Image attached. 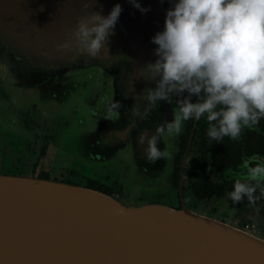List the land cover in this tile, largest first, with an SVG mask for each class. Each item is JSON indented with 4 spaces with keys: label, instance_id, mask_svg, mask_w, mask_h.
<instances>
[{
    "label": "water",
    "instance_id": "water-1",
    "mask_svg": "<svg viewBox=\"0 0 264 264\" xmlns=\"http://www.w3.org/2000/svg\"><path fill=\"white\" fill-rule=\"evenodd\" d=\"M117 3L121 15L98 58L73 59L72 51H60L57 44L86 14L82 0H0V63L9 84L24 94L31 88L35 99L48 98L56 77L73 73L75 65L102 69L122 91L125 84L146 83L134 64L156 59L152 37L164 29L163 0H140L150 9L146 13L129 0H94L89 11L107 16ZM104 52L127 63L113 62ZM19 61L23 66L15 65ZM200 217L208 216L184 204L125 206L86 186L0 174V264H264V239L226 223L244 233L234 234Z\"/></svg>",
    "mask_w": 264,
    "mask_h": 264
},
{
    "label": "clouds",
    "instance_id": "clouds-1",
    "mask_svg": "<svg viewBox=\"0 0 264 264\" xmlns=\"http://www.w3.org/2000/svg\"><path fill=\"white\" fill-rule=\"evenodd\" d=\"M93 2L82 0L86 14L68 32V39L57 44L60 51H72L73 59L98 58L121 15L119 3L105 16L89 11ZM129 2L142 13L150 10L140 0ZM171 2L164 29L152 37L156 59L138 68V76L154 87L137 94L147 101L143 111L139 105L132 108V115L144 120L158 102L172 104L175 98L173 118L151 135L147 130L139 135V145H147L144 158L153 165L171 159L167 146L158 145L165 137L180 135L186 121L206 118L207 137L221 142L225 137L239 140L245 128L264 119V0ZM119 107L111 103L106 118ZM243 168L227 195L233 203L247 198L254 205L264 183V159L254 155L243 161Z\"/></svg>",
    "mask_w": 264,
    "mask_h": 264
},
{
    "label": "flooded vegetation",
    "instance_id": "flooded-vegetation-1",
    "mask_svg": "<svg viewBox=\"0 0 264 264\" xmlns=\"http://www.w3.org/2000/svg\"><path fill=\"white\" fill-rule=\"evenodd\" d=\"M111 76L116 79L118 78L116 75ZM101 78L110 80L102 69L94 70V72L91 71L89 74H75L73 72L68 75L64 74L60 77H56V80L53 82L52 95L46 98V102H51L52 104L42 111L38 109H41L42 106H38L35 103L31 104L26 109H20V107H17L18 105L12 101L10 102L7 95V106L0 102V122L12 121V123H14V120L10 118L11 115H9V111H14L16 114H19L26 110L32 112L35 110L38 114L47 115V117L55 120L56 128L54 131L59 141L58 147L61 148L62 152L69 157L75 155L76 160L80 158L78 162H80L83 167H89L95 171L99 170L96 175H100L102 179L97 176L89 175L85 177V186L92 184L93 186H97V188H106L110 196L114 195L115 188L116 191L120 190L119 179H115V177L120 176L121 179L124 178L127 183L135 185L136 188L140 181L139 179L147 172L152 173L158 180L159 177L164 178L165 182L175 188L181 205L184 204L187 206L186 204L191 197L200 202V204L204 203L186 189V181L188 180L186 172L194 157L192 146L198 121L191 119L184 122L183 131L180 135L171 138L165 137L161 140L158 146L161 149L167 146L172 154L171 159H161L154 165L148 164L144 158L143 152V148H146L147 145H139V135L145 130L151 135L158 125L163 124L165 121H170L173 118L175 98H173V106L170 108V111H168L165 104L160 101L148 115L147 119L141 120L132 115V108L134 105H139L141 111H143L147 101L143 99L133 100L125 98L123 91L117 89L120 87L114 88L112 84L111 87L106 82L101 81ZM145 84L148 87L150 86L149 82ZM143 85L144 81H142L140 86ZM124 86H127L126 88H128V91H132L130 88L132 85L125 84ZM132 88L136 87L132 86ZM138 88L139 86H137V89ZM0 96L5 97V93H2ZM115 102H118L120 107L113 111L111 118H106L108 108L111 103ZM133 122H135V127L132 126ZM9 125L12 126L13 124L10 123ZM63 128H65L67 133L64 132L66 133L65 135L61 134L59 136L60 130ZM251 129H257V127L253 126ZM76 133L78 135V140H76V142L65 141L64 144V140L67 139L70 134ZM43 150L46 151V148H41L40 153ZM40 153L37 155L36 160L40 157ZM59 155L60 152L57 154V157L55 155L56 158H60L57 162L62 159L61 155ZM250 157L251 156L246 159ZM258 157L264 159L261 156ZM54 161H56V159L53 157V162ZM105 165H107V171H103L102 169ZM33 168H35L34 164ZM69 169L70 173L73 175H78L81 172V169L73 164L70 165ZM229 171L242 174L245 171L243 162L238 165L236 170H228V172ZM262 188L264 189L263 185ZM188 195L190 196L189 198L187 197ZM213 199L224 200L217 198H211L209 200ZM263 201L264 196L260 204H262ZM225 203L229 206L226 201ZM257 207L260 206L256 205L249 208L253 210ZM235 210V213L241 215L244 213V210ZM241 211L243 212L239 213Z\"/></svg>",
    "mask_w": 264,
    "mask_h": 264
},
{
    "label": "rangeland",
    "instance_id": "rangeland-1",
    "mask_svg": "<svg viewBox=\"0 0 264 264\" xmlns=\"http://www.w3.org/2000/svg\"><path fill=\"white\" fill-rule=\"evenodd\" d=\"M166 3L167 0H163L164 8L167 11ZM1 41L2 40L0 39V42ZM45 58L50 59L51 57L45 56ZM28 61L25 63V65L27 66V69L32 70V65H30ZM30 61L34 63L32 59H30ZM19 64L22 65L23 63L21 61H19V63H15V65ZM45 66L46 65L44 64V67ZM61 68H66L67 70L69 69V67L66 66ZM5 69L7 68L0 63V95L5 93V97L0 96V102H2V104L7 106L6 103H8V98L6 99V97L9 93L8 87L16 91L15 94L13 92V94L11 93L12 97L10 95H8V97L11 98V101L18 105L17 107H20V109H26L31 104L35 103L38 106H42L41 109L38 108L42 111L47 106L52 104L51 102H46V98H36L37 101H35V95L31 92V88L29 90L24 88L25 94L23 92H19V86H12L9 84V76L4 73ZM89 69H91L90 71H94L93 67L85 68L77 65L72 67V71L75 74H86L87 70ZM9 115H11L10 118L14 120V123H12V121H5L4 123L0 122V174L33 176L38 172L39 168L46 167L49 172V179L62 183L71 182L82 187L85 186V177H88L89 175L101 178L100 175H96L99 170L95 171L89 167H83V165L78 162L80 158L76 160L75 155L69 157L67 154L62 152L61 148L58 147L59 141L54 131L56 128L55 120L47 117V115L45 116L38 114L35 110H33V112L26 110L25 112L19 114H16L14 111H9ZM10 123L13 125L10 126ZM64 132H66L65 128L61 129L59 136L61 134L65 135L67 133ZM76 140H78L77 133L70 134L69 137L64 140V144L65 141L76 142ZM41 148H46V151L43 150L40 153ZM59 152L62 159L57 162V160L60 159L56 158ZM39 153L40 157L36 160V157ZM53 157L56 159L54 162ZM33 164L35 165V168H33ZM71 164L76 167L78 166V168L81 169L80 174L73 175L70 173L69 168ZM106 167L107 165L102 168L103 171L106 170ZM152 176V173L145 172L143 177L139 179L140 181L136 188L135 185L127 183L124 178L121 179L120 176L115 177V179H119L120 190L116 191L115 188L114 195L111 197L125 206L135 207L146 204H163L174 209H181L182 205L178 199L176 189L165 182L164 178L159 177L158 180V178ZM240 176L241 173L239 174V172H228L229 178H239ZM261 185L264 186V183ZM187 197L189 198L190 196L188 195ZM186 205L189 210L197 214L214 218L218 221L228 223L240 229H243V226L249 220L248 215H250L251 211L250 208H246L244 213L239 215L238 213H235V209H231L229 206H227L224 200L216 199L200 204V202L191 197ZM259 208L260 207H257L252 211V214H254L252 219L256 223V231L253 234L264 239V214L259 211ZM242 212L243 211L239 213ZM234 215H237V218L233 219Z\"/></svg>",
    "mask_w": 264,
    "mask_h": 264
},
{
    "label": "trees",
    "instance_id": "trees-1",
    "mask_svg": "<svg viewBox=\"0 0 264 264\" xmlns=\"http://www.w3.org/2000/svg\"><path fill=\"white\" fill-rule=\"evenodd\" d=\"M255 126L257 129L245 128L239 140L225 137L223 141L217 142L207 137L208 123L206 118H201L193 137L194 157L186 172L188 177L186 189L203 202L211 198L224 199L231 208L238 210L259 205L260 211L264 214V201L260 204L264 196L262 185L255 193L259 199L254 205L249 204L247 198L240 203H233L227 195L233 190L236 179L228 177V170H236L238 165L249 156L257 155L264 158V119ZM33 176L48 179V169L39 168ZM86 187L110 194L106 188H97L92 184Z\"/></svg>",
    "mask_w": 264,
    "mask_h": 264
},
{
    "label": "bare ground",
    "instance_id": "bare-ground-1",
    "mask_svg": "<svg viewBox=\"0 0 264 264\" xmlns=\"http://www.w3.org/2000/svg\"><path fill=\"white\" fill-rule=\"evenodd\" d=\"M103 54V56H105V57H107V58H109L111 61H113V62H117V63H127L125 60H123L122 58L123 57H119V58H113V57H110L109 55H108V53L107 52H104V53H102ZM125 55V53H122V56H124ZM144 59V58H143ZM143 59L141 60V59H138L137 61H136V63L134 64V69H135V71H138V68L140 67V65H141V63H142V61H143ZM93 194H97V195H100L101 197H103V198H105V199H107V200H109V201H112L110 198H108V197H105V196H103V195H101V194H99V193H97V192H92ZM161 208H164V206H160ZM200 218H203V219H205L206 221H208V222H210V223H212V224H214V225H216V226H218V227H220V228H222V229H224V230H228V231H231V232H233L234 234H239V235H242L243 236V232L242 231H240L239 229H237V228H234V227H232V226H230V225H227L226 223H223V222H220V221H216V220H214V219H212V218H209V217H200ZM243 233V234H242Z\"/></svg>",
    "mask_w": 264,
    "mask_h": 264
},
{
    "label": "crops",
    "instance_id": "crops-1",
    "mask_svg": "<svg viewBox=\"0 0 264 264\" xmlns=\"http://www.w3.org/2000/svg\"><path fill=\"white\" fill-rule=\"evenodd\" d=\"M97 70H99V69H97ZM94 72V71H93ZM89 73H91V71H89V72H86V74H89ZM70 74V73H69ZM68 75V74H67ZM142 79V78H141ZM101 81H104V82H106L109 86H111V83H110V80H108L107 78H101L100 79ZM7 86V85H6ZM124 86V85H123ZM8 87V86H7ZM112 87V86H111ZM127 86H124V90H123V95L125 96V98H129V99H133V100H141V99H138L137 98V94H139V93H141L145 88H148V86L144 83V85L143 86H139V88L137 89V86H136V88H132V86L130 87L131 89H132V91H128L127 89L128 88H126ZM115 88V87H114ZM119 90V89H118ZM8 91H9V93L7 94V95H10L11 97H12V94L14 93H16V91L14 90V89H12V88H10V87H8ZM13 92V93H12ZM12 93V94H11ZM9 100L11 101V98H9ZM114 102V101H113ZM162 103H164L165 104V106H166V108L168 109V111H170V108H172V106H173V104H169V103H167V102H164V101H162ZM252 211L253 210H251L250 211V215H248V221L247 222H250L251 221V219H252V217H253V215L254 214H252ZM234 213V212H233ZM235 214V213H234ZM239 215H241V214H239ZM237 215H234L233 216V219L234 218H237L236 217Z\"/></svg>",
    "mask_w": 264,
    "mask_h": 264
},
{
    "label": "built area",
    "instance_id": "built-area-1",
    "mask_svg": "<svg viewBox=\"0 0 264 264\" xmlns=\"http://www.w3.org/2000/svg\"><path fill=\"white\" fill-rule=\"evenodd\" d=\"M172 6H173V4H172L171 0H167L166 8L168 9ZM243 229L251 231L252 233H254L256 231V224H255L254 220H251L250 222H246V224L243 226Z\"/></svg>",
    "mask_w": 264,
    "mask_h": 264
}]
</instances>
